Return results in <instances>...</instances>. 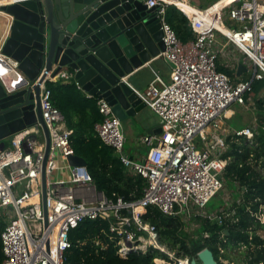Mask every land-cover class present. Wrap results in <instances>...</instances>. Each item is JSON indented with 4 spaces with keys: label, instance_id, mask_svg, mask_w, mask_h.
Here are the masks:
<instances>
[{
    "label": "built area",
    "instance_id": "built-area-1",
    "mask_svg": "<svg viewBox=\"0 0 264 264\" xmlns=\"http://www.w3.org/2000/svg\"><path fill=\"white\" fill-rule=\"evenodd\" d=\"M146 3L149 7L158 5L165 46L161 54L172 63L170 80L156 75L145 92L148 104L163 121V132L143 136L148 153L135 159L126 151L122 121L104 98L98 101L103 118L96 124L98 135L113 148L125 169L146 179L142 197L131 201L110 197L96 188L86 165L69 164L67 157L75 154L72 131L51 100L48 81H43L41 109L51 138L45 167L46 211L42 195L46 142L38 122L11 136L9 144H0V211L8 219L1 233V264H64L65 252L71 246L69 231L86 220L99 218L109 221V233L118 238L120 255L126 256L132 250L143 254L160 251L168 256L157 255V264H191L189 256L179 255L163 244L157 227L143 219L149 205L184 220L203 217L219 223L228 218L237 221L234 207L206 210L209 201L224 187L228 162L221 157L223 150L213 154L209 147H199L197 139L208 143L209 127H219L232 105H245L254 83L264 79V0H219L204 8L191 5L190 11L182 10L194 36L188 41H183L167 20V8L172 3ZM226 17L234 25H226ZM219 37L232 43L252 63L254 71L250 77L234 80L219 70L215 48ZM1 47L3 85L15 90L24 82L29 83L19 62L3 54ZM60 75L70 77L66 73ZM32 134L37 135L36 140L30 138ZM235 134L252 137L254 132L246 127ZM214 138L215 146H226L224 137ZM58 156L71 168L69 179L50 178L58 166ZM255 216L264 224V206ZM260 230L258 233L264 237Z\"/></svg>",
    "mask_w": 264,
    "mask_h": 264
},
{
    "label": "water",
    "instance_id": "water-1",
    "mask_svg": "<svg viewBox=\"0 0 264 264\" xmlns=\"http://www.w3.org/2000/svg\"><path fill=\"white\" fill-rule=\"evenodd\" d=\"M147 0H14L0 3V18L8 25L2 53L19 62L29 83L8 90L0 80V144L40 122L46 148L42 165V195L46 211V160L51 138L41 109V86L62 73L90 96L104 98L123 122L146 101L128 83L129 75L164 50L158 5ZM241 66L239 68V71ZM38 81L35 83V81ZM30 138L36 140L37 135ZM70 165H86L73 154ZM229 233L228 229L224 230ZM191 264H218L203 248Z\"/></svg>",
    "mask_w": 264,
    "mask_h": 264
},
{
    "label": "trees",
    "instance_id": "trees-1",
    "mask_svg": "<svg viewBox=\"0 0 264 264\" xmlns=\"http://www.w3.org/2000/svg\"><path fill=\"white\" fill-rule=\"evenodd\" d=\"M168 7L167 20L179 37L183 41L193 39L187 16L175 5ZM47 87L51 90L53 104L61 110L66 126L72 131L74 153L85 159L96 188L110 197L121 196L128 201L142 197L146 179L130 174L113 148L97 133L96 124L103 118L99 98L86 96L75 82L57 79L48 81ZM257 104L264 109V99ZM225 156L230 157L225 182L233 186L238 183L244 194V199L233 206L236 222L228 218L219 223L197 217L194 219L201 221L190 233L187 227L193 219L187 221L180 215L165 214L154 205L147 207L143 219L154 224L160 241L179 255L193 259L199 251L209 247L218 264H223L222 259L234 264H264V237L258 233L264 229V224L255 216L264 206V121L254 132L253 144L246 142V136L235 135ZM6 224L5 215L0 211V264L4 258L1 233ZM225 229L229 233H225ZM69 239L71 246L65 252L64 264H157L154 260L157 255L168 256L160 251L143 254L134 250L126 256L120 255L118 238L109 233V221L100 218L86 220L72 228Z\"/></svg>",
    "mask_w": 264,
    "mask_h": 264
},
{
    "label": "crops",
    "instance_id": "crops-1",
    "mask_svg": "<svg viewBox=\"0 0 264 264\" xmlns=\"http://www.w3.org/2000/svg\"><path fill=\"white\" fill-rule=\"evenodd\" d=\"M2 1V0H0ZM180 6L175 5L179 10L183 4H189L197 7H207L219 0H179ZM5 1H2L4 3ZM1 3V2H0ZM182 11V10H181ZM183 12V11H182ZM185 14V12H183ZM186 15V14H185ZM225 23L228 26L234 25L228 17L225 18ZM8 25H0V46L7 37ZM216 50L218 52V68L221 71L226 72L234 80L247 79L254 71V66L247 59L243 53L237 49L232 43H226L223 37H219V41L216 44ZM241 69L239 71V68ZM172 63L166 59L161 52L153 57L149 62L145 63L140 68L136 69L129 75L128 83L130 86L141 93L142 98L146 101L147 106L135 116L128 117L122 122L126 143L125 148L127 153L135 158L142 159L146 156L149 150V146L143 143L142 137L147 134L159 135L163 132V121L161 117L150 107L145 96V92L156 75H159L164 81H169L171 78ZM63 80L65 82H75L73 78H64L59 75L54 80ZM255 84V83H254ZM86 95L90 96L86 91L80 88ZM254 90V87H253ZM248 94V100L245 105L234 104L227 111L226 115L220 120L219 127H209V140L208 143H202L197 139V143L201 148L209 147L212 153H217L223 150L221 157L226 159L229 163L230 157L225 156L226 152L230 149L235 132L239 129L249 127L254 132L260 129L264 121V109L258 107L259 100L264 99V80H260L259 88ZM214 135H220L225 138L226 146L221 148L215 146ZM246 136V135H241ZM10 138L5 140L6 144H9ZM246 142L251 145L254 143V135L252 137L246 136ZM57 168L51 173L50 178L53 180L69 179L71 176V168L67 165V161L61 156L57 157ZM227 163V164H228ZM227 185V186H226ZM225 186L227 189H224ZM223 196L224 202L222 207H233L235 203L244 199L243 189L235 183L234 186L225 182ZM231 196V197H230ZM218 206V208H220Z\"/></svg>",
    "mask_w": 264,
    "mask_h": 264
},
{
    "label": "rangeland",
    "instance_id": "rangeland-1",
    "mask_svg": "<svg viewBox=\"0 0 264 264\" xmlns=\"http://www.w3.org/2000/svg\"><path fill=\"white\" fill-rule=\"evenodd\" d=\"M171 5H173V4H171ZM169 11H170V8L168 7L167 8V17H168V13H169ZM259 84H260V80L259 81H256L255 82V84H254V90H253V92L254 91H256L258 88H259ZM257 92V91H256ZM252 93V92H251ZM227 186V185H226ZM225 186V188L224 189H227V187ZM243 191V190H242ZM227 194V192L226 193H224V190L223 189H221L210 201H209V203L207 204V207H206V210L208 211V212H213V211H215L216 210V208L218 207V206H220L219 204L221 203V201H223V196H225ZM231 197V196H230ZM4 215H5V213L4 212H2ZM6 218V217H5ZM203 218V217H202ZM186 220V219H185ZM8 221V219H6V222ZM188 221V220H187ZM193 222L192 223H190L189 225H188V227H187V230L191 233L196 227H197V224H198V222H200L201 220H196V219H193L192 220ZM263 230L264 229H261L260 230V232H261V234L262 235H264V233H263Z\"/></svg>",
    "mask_w": 264,
    "mask_h": 264
},
{
    "label": "bare ground",
    "instance_id": "bare-ground-1",
    "mask_svg": "<svg viewBox=\"0 0 264 264\" xmlns=\"http://www.w3.org/2000/svg\"><path fill=\"white\" fill-rule=\"evenodd\" d=\"M2 1H5L4 3H7V2H9L11 0H2ZM2 1H0V2L2 3ZM165 1H167L169 3H172L173 5H179L180 6V1L179 0H165ZM190 8H191V5H189V4H183L182 7H181V10L188 12V11H190ZM0 25L1 26L3 25V22L1 20V18H0ZM24 83H26V82H24Z\"/></svg>",
    "mask_w": 264,
    "mask_h": 264
}]
</instances>
